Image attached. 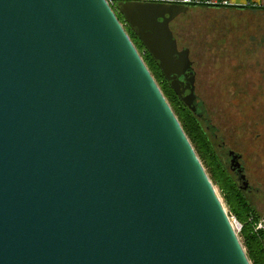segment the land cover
<instances>
[{
    "label": "water",
    "instance_id": "95a60500",
    "mask_svg": "<svg viewBox=\"0 0 264 264\" xmlns=\"http://www.w3.org/2000/svg\"><path fill=\"white\" fill-rule=\"evenodd\" d=\"M189 10L0 0V264H252L125 28L200 115Z\"/></svg>",
    "mask_w": 264,
    "mask_h": 264
},
{
    "label": "flooded vegetation",
    "instance_id": "af4514ba",
    "mask_svg": "<svg viewBox=\"0 0 264 264\" xmlns=\"http://www.w3.org/2000/svg\"><path fill=\"white\" fill-rule=\"evenodd\" d=\"M179 18L171 24V29L177 41L178 35L176 29H174V23ZM246 19L245 23L250 25L248 26L249 33H246V31L236 33L231 38V44L237 45V42H239L243 46L249 42L251 46L244 48L240 46L242 49L239 48L240 50L236 51L237 53L232 52L234 58L226 54L227 58L221 60L223 61V64L221 62L222 68L228 66L230 69L251 71L250 74L253 77L249 80L250 82L233 86L236 93L231 101L241 103V110L237 115L238 125L235 127L234 145L231 146L228 143L230 141L229 137L224 138V136H221V174L234 182L239 198L249 206L251 210L250 222L254 225L256 232H264V18L251 17ZM243 34L246 36L244 37ZM184 49H189V57L193 62L192 67L196 77L194 86L195 105L199 109L201 105L203 106L204 100L198 94L196 62L192 58L190 48L179 47L180 51ZM145 52L148 53L146 49ZM244 59L252 60V62H244ZM252 71L255 73L252 74ZM187 75L180 95L176 94L169 83L182 103L183 99L190 95L188 87H193L188 81L191 79V74L188 73ZM181 80L184 81V78H181ZM184 91L185 93H183ZM195 115L201 122L207 120V114L206 116L204 114Z\"/></svg>",
    "mask_w": 264,
    "mask_h": 264
},
{
    "label": "rangeland",
    "instance_id": "374dc122",
    "mask_svg": "<svg viewBox=\"0 0 264 264\" xmlns=\"http://www.w3.org/2000/svg\"><path fill=\"white\" fill-rule=\"evenodd\" d=\"M244 17L251 18L242 12L233 13L198 9L189 11L188 14L180 17L174 23L179 47L190 48L192 58L196 62L198 94L204 100L203 105L207 111L206 122H199L203 130L208 134L211 143L214 144V151L217 154H221V136H224V138L229 137L230 141L228 143L231 146L234 145L233 138L236 134L235 127L238 125L237 115L241 110V103L231 101L236 93L233 86L250 82L249 80L253 79L250 74L251 71L230 69L228 66L227 68L221 67V62L223 64L221 60H223L222 58H227L226 54L234 58L233 51L236 52L242 49L241 47L251 46L249 42L243 46L239 42H237V45L231 44V38L236 33L240 31L249 33L250 29L248 26L250 25L245 23L247 19ZM243 35L244 37L246 36L245 34ZM244 62L249 63L252 60L244 59ZM253 73L255 72L252 71ZM157 80L161 87L166 85L165 80ZM176 98L179 100L177 96ZM210 128H214L215 131L212 132ZM205 169L211 179V174H209L207 168ZM214 186L227 213L233 216L219 187Z\"/></svg>",
    "mask_w": 264,
    "mask_h": 264
},
{
    "label": "trees",
    "instance_id": "16d2710c",
    "mask_svg": "<svg viewBox=\"0 0 264 264\" xmlns=\"http://www.w3.org/2000/svg\"><path fill=\"white\" fill-rule=\"evenodd\" d=\"M119 19L123 24L125 23L122 16L119 15ZM125 28L157 83L159 84L157 79L165 80L166 85L161 87L159 84L163 94L178 117L185 133L189 137L205 168H207L209 174H211L213 184L218 186L222 192L231 214L235 215L238 221L243 225L240 238L251 263L264 264V232H256L254 225L250 222L251 210L249 206L244 204L239 198L234 182L221 174V154L215 153L214 144L211 143L208 134L200 125L199 121L201 120L176 98L177 95L173 92L157 62L153 59L149 52H145V47L140 42L134 30H132L128 25H126ZM206 112L205 106L201 105L198 113L206 116ZM202 122L205 123L206 121L203 120ZM210 130L212 132L215 131L214 128H210Z\"/></svg>",
    "mask_w": 264,
    "mask_h": 264
},
{
    "label": "crops",
    "instance_id": "0c3cea01",
    "mask_svg": "<svg viewBox=\"0 0 264 264\" xmlns=\"http://www.w3.org/2000/svg\"><path fill=\"white\" fill-rule=\"evenodd\" d=\"M178 3L180 0H165ZM201 4L189 7L191 10L242 12L248 17L264 18V0H197Z\"/></svg>",
    "mask_w": 264,
    "mask_h": 264
},
{
    "label": "built area",
    "instance_id": "2783aa9c",
    "mask_svg": "<svg viewBox=\"0 0 264 264\" xmlns=\"http://www.w3.org/2000/svg\"><path fill=\"white\" fill-rule=\"evenodd\" d=\"M107 1L110 4V6L112 7V9L117 13L119 12L120 4L123 2H135V1H137V2L156 3V4L157 3H166L165 0H107ZM178 3L182 4V5H186L188 7L201 4V2H199L197 0H180ZM229 218H230L231 223L233 224V227L235 228V230L237 231V233L240 236V233L242 232V229H243L242 225L240 224V222L237 220V218L234 215L233 216L229 215Z\"/></svg>",
    "mask_w": 264,
    "mask_h": 264
}]
</instances>
